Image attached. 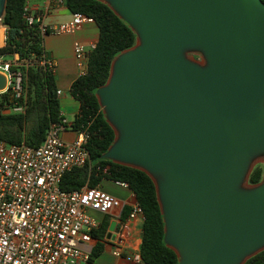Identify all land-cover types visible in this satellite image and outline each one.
<instances>
[{
	"label": "water",
	"instance_id": "obj_1",
	"mask_svg": "<svg viewBox=\"0 0 264 264\" xmlns=\"http://www.w3.org/2000/svg\"><path fill=\"white\" fill-rule=\"evenodd\" d=\"M99 1L136 34L95 90L101 157L152 179L177 264H244L264 250V2Z\"/></svg>",
	"mask_w": 264,
	"mask_h": 264
},
{
	"label": "built area",
	"instance_id": "obj_2",
	"mask_svg": "<svg viewBox=\"0 0 264 264\" xmlns=\"http://www.w3.org/2000/svg\"><path fill=\"white\" fill-rule=\"evenodd\" d=\"M54 5H66V0H49ZM47 9L31 12L24 7L28 24L38 23L41 32L73 33L93 18L81 12H71L70 19L46 24ZM4 26V25H3ZM95 43H73L79 76L87 71L89 53ZM18 56L15 55L14 58ZM42 65L53 66L43 57ZM9 64L0 65L7 76V88L15 97L22 95L20 73H11ZM6 91V90H5ZM61 91L57 90V94ZM23 106L5 108L4 112H19ZM73 128L61 116L51 122L38 146L7 143L0 139V264H90L95 237L102 219L94 213L110 214L115 227L102 236L103 242L114 243L112 253L122 256L127 224L120 216L123 202L105 191L100 184L88 182L76 189H62L65 172L89 163L86 144L89 139L84 129H75L72 141H65L60 133ZM114 185L130 189L127 182L113 179ZM131 190V189H130ZM131 192H133L131 190ZM126 221L143 220V212L134 192ZM131 259L142 264L139 248L133 247Z\"/></svg>",
	"mask_w": 264,
	"mask_h": 264
},
{
	"label": "trees",
	"instance_id": "obj_3",
	"mask_svg": "<svg viewBox=\"0 0 264 264\" xmlns=\"http://www.w3.org/2000/svg\"><path fill=\"white\" fill-rule=\"evenodd\" d=\"M25 5L26 0H6L2 18L5 38L0 46V58H13L9 60L8 70L13 75L20 73L22 95L15 97L11 86L0 92V139L11 144L24 142L38 146L49 124L59 120L61 115L53 71L49 65L40 63L44 57L43 35L48 31L42 33L38 23H27ZM66 6L71 12L92 17L99 28V38L89 53L86 73L78 76L69 89L70 94L80 102L71 126L88 133L86 147L90 161L65 172L61 188L76 189L86 182L96 186L103 179L127 182L143 212L139 246L143 264H177L176 253L164 242L163 216L152 179L142 170L101 157L115 133L104 117L95 90L106 82L113 58L135 44L136 34L107 4L99 0H66ZM15 55L18 56L16 60ZM13 106H23V110L4 112L5 108ZM262 176L263 166L258 163L253 167L248 183L255 184ZM126 213L127 209H123L122 218ZM108 227V217H104L98 229L92 231L98 242L93 246L89 262L102 252V236ZM244 264H264V250L248 258Z\"/></svg>",
	"mask_w": 264,
	"mask_h": 264
},
{
	"label": "crops",
	"instance_id": "obj_4",
	"mask_svg": "<svg viewBox=\"0 0 264 264\" xmlns=\"http://www.w3.org/2000/svg\"><path fill=\"white\" fill-rule=\"evenodd\" d=\"M26 5L28 6L29 11L34 13L42 12V10L45 11L47 9V13L43 19L46 24H57L70 19L71 16V11L66 5H54L53 3H50L49 0H26ZM98 38L99 28L94 21L83 23L82 26L73 33H54L48 30V32L43 35V56L50 65L53 66L56 88L61 91L57 94L60 115L69 122L73 120L80 108V102L73 97L69 91L71 83L79 76V68L73 52V43L79 41L84 44H96ZM67 92L69 93V96L67 95ZM67 116H72V118L69 120ZM60 136L65 141H72L76 136L75 129L69 127L61 132ZM110 182V179H103L100 182V185L107 192L123 202V206L120 210L121 218L122 210L127 209L126 216L122 218L127 224V228L124 231L125 245L121 246L123 251L122 256L117 257L112 253L115 246L114 243L103 242L104 246L102 252L93 262H90V264H135L131 259L130 253L132 249H134L133 247L139 248L140 246L142 220L126 221L130 202L133 201V192H131L130 189L113 185ZM94 214L98 215L101 219L108 217L109 226L110 223L113 222L110 214ZM97 242L98 240L95 238L94 245Z\"/></svg>",
	"mask_w": 264,
	"mask_h": 264
},
{
	"label": "rangeland",
	"instance_id": "obj_5",
	"mask_svg": "<svg viewBox=\"0 0 264 264\" xmlns=\"http://www.w3.org/2000/svg\"><path fill=\"white\" fill-rule=\"evenodd\" d=\"M3 28V33H4V37H5V27H2ZM13 58L9 57V56H5L3 58H0V65H4V64H9V60H11ZM17 58H14V60H16ZM6 60V61H5ZM1 71V69H0ZM67 95L69 96V93L67 92ZM67 118L70 120L72 118V116H67ZM261 164L263 166V174H264V154L259 156L257 158V163L256 164ZM109 182V181H107ZM112 183V182H110ZM113 184V183H112ZM114 185V184H113ZM117 186V185H116ZM120 187V186H119ZM105 190V189H104ZM106 191V190H105ZM98 216V215H97Z\"/></svg>",
	"mask_w": 264,
	"mask_h": 264
},
{
	"label": "bare ground",
	"instance_id": "obj_6",
	"mask_svg": "<svg viewBox=\"0 0 264 264\" xmlns=\"http://www.w3.org/2000/svg\"><path fill=\"white\" fill-rule=\"evenodd\" d=\"M4 26H0V46H2L4 44V33H3V28Z\"/></svg>",
	"mask_w": 264,
	"mask_h": 264
}]
</instances>
